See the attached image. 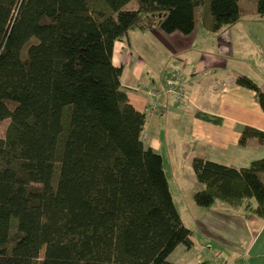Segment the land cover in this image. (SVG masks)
<instances>
[{
	"label": "trees",
	"instance_id": "trees-1",
	"mask_svg": "<svg viewBox=\"0 0 264 264\" xmlns=\"http://www.w3.org/2000/svg\"><path fill=\"white\" fill-rule=\"evenodd\" d=\"M131 1L0 0V121L10 119L0 136V264H176L171 253L193 245L115 46L134 27L189 35L197 11L219 35L245 11L239 0ZM236 83L264 110L257 81L238 74ZM251 138L264 142V131L243 126L240 144ZM193 171L197 205L223 200L264 218V157L234 166L197 156Z\"/></svg>",
	"mask_w": 264,
	"mask_h": 264
},
{
	"label": "crops",
	"instance_id": "crops-1",
	"mask_svg": "<svg viewBox=\"0 0 264 264\" xmlns=\"http://www.w3.org/2000/svg\"><path fill=\"white\" fill-rule=\"evenodd\" d=\"M238 23L244 22L241 20L236 24ZM236 24L222 34L230 31ZM195 34L196 31L189 35L174 32L164 36L171 44L176 42L180 51L175 50V54H180L190 50L187 46L192 43ZM131 47L129 34L115 46L114 62L124 64L123 87L131 102L138 109L148 113L147 123L152 126V120L155 121L160 135L163 134V129L159 125L164 120L165 135L170 134L174 141V144L166 145L175 167L180 168L186 162L193 171V160L197 156L234 166L248 165L251 161L264 157V142L257 138L249 139L246 145L240 144L243 126L249 125L264 131V110L256 99V92L236 83V76L244 73H240L237 68L236 73H229L227 63L224 65L216 52L199 48L194 57L189 54L184 59L177 58L176 63L180 67H171L160 75L157 73L156 78L150 79L148 84L152 83L157 89L150 87L148 94L141 92L137 86L136 77H141L144 64L134 61L130 55ZM217 49L234 56V50L231 53L228 48ZM252 77L255 80L256 77ZM165 79H168L169 87L163 91ZM259 85L264 89V83ZM179 92L183 95L182 99L178 96ZM199 112L220 117L222 122L217 124L206 121L199 116ZM145 135L146 139L149 138L148 133ZM178 135L180 145L175 143ZM152 142L154 143L150 146L160 153L164 152V147L157 138ZM179 176L181 179L185 178L180 181L181 184L187 182L188 172L180 171ZM201 187L202 184L198 182L197 189ZM216 203L213 207L205 209L196 203L195 209L198 211L196 216H203L208 220L223 217L221 221L225 224L213 230L205 222L201 223L203 227L199 223L198 228L209 241H219L228 248L226 257L222 255L223 248L217 250V255H221L224 264H236L244 258L248 259L249 264H264V218L248 216L247 211L239 210L241 207L228 211L230 205L218 207Z\"/></svg>",
	"mask_w": 264,
	"mask_h": 264
},
{
	"label": "rangeland",
	"instance_id": "rangeland-1",
	"mask_svg": "<svg viewBox=\"0 0 264 264\" xmlns=\"http://www.w3.org/2000/svg\"><path fill=\"white\" fill-rule=\"evenodd\" d=\"M244 12L242 22L232 27V29L224 34H213L205 30L201 25L200 11H197V28L196 34L192 43L187 46L190 50L184 53L175 54V50H179V46L173 41L171 44L165 39L164 35H170L164 33L159 25H154L150 28L134 27L129 32V39L131 42V57L135 62L143 63L144 67L141 69V77H136V83L139 86L141 92L149 94L150 87H153L152 83L148 84L150 79L156 78V74L159 75L171 67H180L176 63L177 58L184 59L189 54L194 57V54L199 48H208L212 52L218 54V58L222 60L223 64L227 63V70L229 73H236V69H239L240 73H246L250 77L255 76V81L258 84L264 83V16L258 15L257 1L256 0H239ZM136 0L129 2L128 6H134ZM216 48V49H215ZM231 49V53L234 50V56L225 52H221L220 49ZM186 49V48H185ZM180 51V50H179ZM190 52V53H189ZM182 62V60H181ZM134 67H132L133 69ZM252 75V76H251ZM253 78V77H252ZM166 82L168 79H165ZM172 81L171 79H169ZM174 83V81H172ZM161 116V115H159ZM10 119L0 121V136L5 135L6 129ZM152 126L147 123L145 133L149 134V138L146 139V143L151 145L153 139L157 138L164 147V152H161L164 156V168L168 176L171 191L175 204L181 213L184 224L193 230L192 239L193 246L188 248L185 244H180L169 256V259L176 264H199L203 260H209L211 264H224L223 258L217 255L218 249H224L223 257H226L228 248L219 241H209L207 236L198 228L199 223H208L211 226V230L218 226L225 224L221 221L223 217H217L213 219H206L205 217L196 216L198 211L195 209L196 203L194 200V193L196 192L198 180L195 177L192 167L188 166L186 162L180 168L174 166L172 160L169 157L167 151V143L174 144L170 134L165 135L164 120L160 122V127L163 129V134L160 135L158 129L155 127V121L152 120ZM146 137V135L144 136ZM250 140H255L251 138ZM177 145H180L179 135L176 138ZM161 151V150H160ZM188 172V179L186 183L180 181L179 172ZM218 207L227 206L228 204L223 200H218L216 203ZM229 206V205H228ZM228 211H235V207L229 206ZM202 209H205L201 207ZM232 208V209H231ZM240 211H246L244 207L239 209ZM206 216V215H204ZM199 220V222H198ZM202 226V224H201ZM203 227V226H202ZM195 240V244H194ZM210 245V246H209ZM44 256V250L41 251V259ZM236 264H249L247 258L239 260Z\"/></svg>",
	"mask_w": 264,
	"mask_h": 264
},
{
	"label": "built area",
	"instance_id": "built-area-1",
	"mask_svg": "<svg viewBox=\"0 0 264 264\" xmlns=\"http://www.w3.org/2000/svg\"><path fill=\"white\" fill-rule=\"evenodd\" d=\"M173 84H175V83H173ZM178 96H179L181 99L183 98V95H182L181 92L178 93Z\"/></svg>",
	"mask_w": 264,
	"mask_h": 264
}]
</instances>
